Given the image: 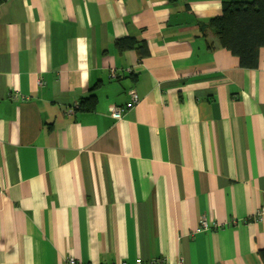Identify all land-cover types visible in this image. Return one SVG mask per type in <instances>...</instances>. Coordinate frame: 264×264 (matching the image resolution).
<instances>
[{
	"label": "crops",
	"instance_id": "obj_1",
	"mask_svg": "<svg viewBox=\"0 0 264 264\" xmlns=\"http://www.w3.org/2000/svg\"><path fill=\"white\" fill-rule=\"evenodd\" d=\"M232 1L0 4V264H263L264 47L207 27Z\"/></svg>",
	"mask_w": 264,
	"mask_h": 264
},
{
	"label": "trees",
	"instance_id": "obj_2",
	"mask_svg": "<svg viewBox=\"0 0 264 264\" xmlns=\"http://www.w3.org/2000/svg\"><path fill=\"white\" fill-rule=\"evenodd\" d=\"M4 1L0 0V4ZM207 27L222 46L239 57L242 67L254 68L258 65L259 51L264 47V0L225 2L222 14L211 18ZM116 46L120 51L136 49L141 55L147 52L146 43L133 37L117 40ZM89 99L82 101L81 109L95 108L96 101L90 106L87 104ZM260 256L264 264V249L260 250Z\"/></svg>",
	"mask_w": 264,
	"mask_h": 264
},
{
	"label": "built area",
	"instance_id": "obj_3",
	"mask_svg": "<svg viewBox=\"0 0 264 264\" xmlns=\"http://www.w3.org/2000/svg\"><path fill=\"white\" fill-rule=\"evenodd\" d=\"M112 75H115V72H112ZM130 96H131V100L129 102H127L125 105H113L110 108L111 113L116 116L117 118L121 119L123 114L131 107H133L135 105V103L138 101L139 95L138 92L136 90H131L130 92ZM79 107V104L76 106ZM253 218L255 220H259L262 221L264 220V206H260L256 212L253 215ZM238 221L237 220H232L231 223L232 224H236ZM218 224H211L207 219L203 218L201 220V225L200 228L201 230H209L212 228H217ZM163 262L161 261H155L151 264H162ZM64 264H84L82 261H80L79 259H77L74 256H69L66 258ZM136 264H143V260L141 258H137L136 260Z\"/></svg>",
	"mask_w": 264,
	"mask_h": 264
}]
</instances>
